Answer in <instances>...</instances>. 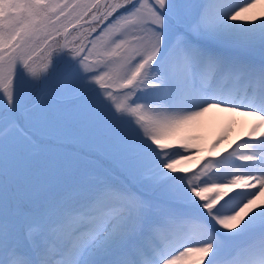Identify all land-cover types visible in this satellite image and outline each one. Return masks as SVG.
<instances>
[{
	"label": "snow or ice",
	"instance_id": "obj_1",
	"mask_svg": "<svg viewBox=\"0 0 264 264\" xmlns=\"http://www.w3.org/2000/svg\"><path fill=\"white\" fill-rule=\"evenodd\" d=\"M258 2L0 0V264H264V132L179 167L264 127Z\"/></svg>",
	"mask_w": 264,
	"mask_h": 264
},
{
	"label": "rangeland",
	"instance_id": "obj_2",
	"mask_svg": "<svg viewBox=\"0 0 264 264\" xmlns=\"http://www.w3.org/2000/svg\"><path fill=\"white\" fill-rule=\"evenodd\" d=\"M236 115V113H229V112H223L221 116L219 117L218 124L213 126V130H211L210 133H202L199 131H185L182 133V138H186L188 142L194 146V148L199 149V151H194L191 153L192 158L185 160L182 164L179 166L183 168H192L197 164V162L200 160L201 156L200 154L202 153H209V151H205L206 148H210V146L220 137H225L224 140L221 141V143L217 146V148L214 150L215 152H219L222 154H225V149L226 147L243 137L246 139H252L256 138L259 136V133H261V128L259 127L255 132H252V130H248L244 128L243 126H238V131L235 133H232L234 130V127L237 126L236 123V118L232 119L231 118ZM247 131H249L247 133ZM251 133V136H250ZM244 136H243V135ZM206 147V148H205ZM205 151V152H204ZM206 157V156H204ZM199 167V165H197ZM196 166V168H198ZM196 170V169H195Z\"/></svg>",
	"mask_w": 264,
	"mask_h": 264
},
{
	"label": "bare ground",
	"instance_id": "obj_3",
	"mask_svg": "<svg viewBox=\"0 0 264 264\" xmlns=\"http://www.w3.org/2000/svg\"><path fill=\"white\" fill-rule=\"evenodd\" d=\"M242 16L246 18V20H251L253 17H261L264 16V0H259L257 6L254 8L249 9L247 12L242 13ZM223 111L219 109H211L203 116L199 117L196 121H194L185 131H199L202 133H210L213 130V126L218 124L219 117ZM236 118V125L232 133L238 131V126H243L248 130H252L255 126L260 124V121L257 119L256 116L247 114L245 112H237L236 115L231 118ZM261 132H264V127H260ZM249 131H247L248 133ZM236 134V133H235ZM243 135V134H242ZM244 136V135H243ZM254 139V138H252ZM256 204H264V192H261L260 195L257 197Z\"/></svg>",
	"mask_w": 264,
	"mask_h": 264
},
{
	"label": "trees",
	"instance_id": "obj_4",
	"mask_svg": "<svg viewBox=\"0 0 264 264\" xmlns=\"http://www.w3.org/2000/svg\"><path fill=\"white\" fill-rule=\"evenodd\" d=\"M179 167H181V166H179ZM183 168V167H182ZM185 169H187V168H185Z\"/></svg>",
	"mask_w": 264,
	"mask_h": 264
}]
</instances>
